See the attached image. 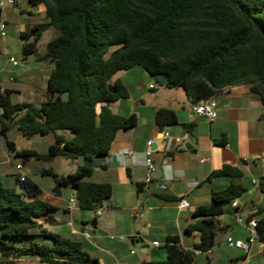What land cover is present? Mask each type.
Instances as JSON below:
<instances>
[{"label":"trees","instance_id":"16d2710c","mask_svg":"<svg viewBox=\"0 0 264 264\" xmlns=\"http://www.w3.org/2000/svg\"><path fill=\"white\" fill-rule=\"evenodd\" d=\"M30 2L45 5L48 21L20 34L22 53L52 66L48 96L40 105L13 103L12 92L0 91V133L7 148L24 161L82 158L84 163L73 174L59 175L52 169L42 172L54 180L55 195L72 189L81 210H97L112 197L110 183L85 179L103 167L117 134L138 124L135 114L126 118L112 109L114 103L130 97L120 80L110 90L109 82L116 73L139 66L152 77L164 76L166 87L182 89L192 105L212 99L225 87L249 85L264 108V0ZM49 30L57 35L38 55V42ZM154 122L163 130L177 125L179 119L174 110L160 108ZM12 128L25 139L52 134L54 143L45 155L17 151L8 139ZM193 128V123L186 125L190 133ZM64 131H69L71 138ZM211 176L232 182L213 193L210 205L193 213L195 221L185 232L198 233L200 243L187 250L178 236L167 237L166 259L142 264H194L195 251L214 249L225 206L241 198L246 189L237 182L243 177L239 169L224 166ZM16 185L19 191L0 181V264H19V260L30 258L38 264H103L80 242L43 229L38 219L49 217L57 208L40 199L38 183L29 178L21 182L16 177ZM258 191L264 194V177L258 182ZM250 217L257 219L262 235L264 208Z\"/></svg>","mask_w":264,"mask_h":264},{"label":"crops","instance_id":"0c3cea01","mask_svg":"<svg viewBox=\"0 0 264 264\" xmlns=\"http://www.w3.org/2000/svg\"><path fill=\"white\" fill-rule=\"evenodd\" d=\"M24 1L16 0L13 6L1 12L7 22V37L0 40V91L1 93L12 92L11 98L14 95L25 94L27 89L33 95H37L38 87H48L49 74L52 69L48 63L37 60L35 55L23 56L22 61H18L19 65L16 67L9 62V58L13 57L11 54L13 46L8 40L10 29L15 30L20 36L32 26L48 21L44 4L35 5L28 0L30 7L23 8ZM15 8H18L20 14L19 23L10 22V15L16 18ZM23 43L22 41L19 44L21 50ZM43 53L44 51L38 52V55ZM179 90L176 89V92ZM212 99L218 107L217 117L213 121L203 118L191 121L188 112L193 105L186 95L185 99L177 95L167 96L168 102L181 105L180 110L172 105L170 107L157 106L148 116L144 113L135 114L138 118L137 126L125 133L117 134L110 153L103 160V167L95 170L102 173L104 182L101 183L112 185V197L97 210L88 211L78 207L75 193L71 194L62 190L59 196L55 193L48 194L51 200L45 202L53 204L57 210L49 217L38 219L43 229L80 242L85 251L98 258L103 264H142L145 261L165 260L166 250L165 253L157 254L156 258L150 256L149 239L154 232L165 240L167 237L178 236L181 246L192 250L196 244L200 243L198 233L186 234L185 232L187 226L195 221L193 213L201 206L210 205L213 193L226 189L232 182L230 178L212 177L211 174L224 166L239 169L243 177L237 182L246 189L241 198H247L250 202L253 196L260 193L258 182L264 177V108L260 98L252 92L251 86L237 85L222 91ZM160 108L174 110L179 123L163 130L160 129L154 122L155 112ZM2 114L3 109L0 108V115ZM190 123L194 124L192 133L187 130L184 138H181L182 131L186 130V125ZM140 129L142 131L138 135ZM14 130L17 135L12 142L16 150H33L30 142H24L27 139L23 138L15 128L11 129V131ZM161 131L168 133L172 139L170 150L165 149L168 142L163 143ZM131 133L134 135L131 136ZM195 138L198 139L197 145H195ZM149 140L154 142L152 161L156 170L163 169V174L147 184L144 159ZM186 144H191L192 150H187ZM8 150L1 145L0 181L5 186L12 179L16 181L17 172L14 165L19 163H14L13 159L17 158L16 155L12 163L7 162ZM9 164L14 167L13 172L9 171ZM48 169L59 174L54 168ZM23 173L29 178L24 169ZM161 184L167 185L168 188L160 190L159 185ZM241 198L237 199L240 214L246 209L245 205H241ZM71 199L75 202L70 203ZM182 199L187 201L188 207L180 209L178 204ZM259 208H264V203L260 206H253L249 212H246V216L256 212ZM231 209L235 212L232 206ZM98 212L101 215H98ZM227 217L228 213L225 210L220 223L221 230L227 229L225 242L228 236L243 240L237 228L225 220ZM233 220L235 221V216ZM85 234H89L90 238L87 239ZM119 236H124L131 244L132 239L140 240L139 249L144 254L143 258L133 259L137 253L129 248V241L111 239V237ZM46 242V240H40V243ZM154 242L157 240H152V247L160 249L161 244L158 242L160 246L155 247ZM18 245L23 246L24 244L19 243ZM231 250H235L237 254L227 258V261L230 264H236L243 257V252L236 249ZM251 252L252 257L249 264L253 262L264 264V255L260 252L259 244H254ZM213 254L214 249L196 256L194 264H214ZM30 259L37 261L34 258ZM30 259H21L18 263L26 264Z\"/></svg>","mask_w":264,"mask_h":264},{"label":"rangeland","instance_id":"374dc122","mask_svg":"<svg viewBox=\"0 0 264 264\" xmlns=\"http://www.w3.org/2000/svg\"><path fill=\"white\" fill-rule=\"evenodd\" d=\"M23 8H29L28 0H25L22 5ZM14 15L16 18H14L13 15H10V22L12 23H19L20 18L19 17V11L18 8H15ZM28 18V17H26ZM25 18V19H26ZM24 20H22L23 22ZM39 21V20H38ZM57 35V32L55 30H49L45 32L41 38V40L38 42V52H43L45 50L46 45ZM8 40L12 44V56L15 57L18 61H22L23 59V53L22 50L19 47V44L23 41L20 36L18 35L15 30L10 29L8 32ZM120 80L123 82V84L127 87L130 97L128 99L120 100L113 105V110L115 113L120 112V114L126 118H129L131 114H137L140 115L141 113H144L146 116L149 115V113L156 108L157 106L162 107H170L171 105L177 108L178 110L181 109V105H178L174 102H168L167 96H181L185 99V92L180 89L176 92V90L170 89V88H159L154 77L149 75L145 70H143L141 67L137 66L129 71H120L116 73L113 78L109 82V88L113 91L114 89V83L115 81ZM38 93L37 95H33L32 92L27 89L25 94L23 95H14L12 97L13 102L17 103H23V102H31L36 105H40L48 96V87H38ZM165 93V94H164ZM169 127V126H168ZM129 130H123L120 131L122 133H125ZM142 130L140 129L138 132V135L140 134ZM63 134L67 138H71V133L69 131H64ZM17 132L10 131L8 132V139L10 141H14L16 138ZM129 135V134H128ZM134 135L131 133V136ZM27 141L30 142L32 145L33 151H37L39 154L45 155L48 153L49 146L54 143V136L52 134L46 135V136H40L36 135L33 136L31 139L24 140V142L27 143ZM1 145L3 147L7 148V144L5 139L2 137L0 133V149ZM14 160V163L19 162L23 164L25 172L28 174L29 179L34 180L36 183H39L41 188L43 189L40 199L43 201L51 200L50 197H48V194H54V187L55 183L54 180L44 175L42 172L43 170H46L48 168H54L58 170L60 175H68L73 174L77 171L78 167L81 166L84 161L82 158L78 160H66L64 158H58L53 163H45L41 161H37L35 159H31L29 161H24L23 158L17 157ZM8 166L9 171H14V167H12L11 164ZM259 180V177H258ZM85 181L88 182H95V183H101L104 182L102 173L94 172L91 177L86 178ZM7 186H14L18 189L19 187L16 185V181L14 179L11 180V182L6 183ZM66 190V192L73 194L74 191L70 188L63 189ZM68 196V195H67ZM241 205H245L246 209L243 213L241 211V216H246V212H249L253 206L256 205H262L264 203V195L261 193H257L255 196L252 197V201L250 202L247 200V198H241L240 199ZM225 210L228 213V217L225 219L227 222H230V225H234L238 232H240V237L243 240H246L248 237V233L245 232L240 226L235 224L234 216L235 212L232 211L230 204H227L225 206ZM53 213V212H52ZM234 221V222H233ZM131 233H133L132 228ZM226 230H219L218 237L216 239V243L214 246V254H213V262L214 264H230V262L227 261V258L230 256H234L237 254L235 250L228 249L224 242H225V236H226ZM157 232L153 233V236H150L149 239V249H150V256L153 258H156L157 254L165 253V239L161 237L160 235L156 234ZM132 236V235H131ZM155 239L157 242L161 244L160 249H154L152 247V240ZM36 242L38 241V238L35 239ZM127 241H129L127 239ZM129 248L131 250H134V252L137 253L136 256H134V260H140L143 258V255L140 251V249L133 246L130 241L128 242ZM26 264H38V261L35 260H28ZM251 264H257L256 262H253Z\"/></svg>","mask_w":264,"mask_h":264},{"label":"built area","instance_id":"2783aa9c","mask_svg":"<svg viewBox=\"0 0 264 264\" xmlns=\"http://www.w3.org/2000/svg\"><path fill=\"white\" fill-rule=\"evenodd\" d=\"M16 0H0V10L1 12L8 7H11L15 4ZM7 37V22L6 20L2 17L0 14V40H3ZM9 62L14 66H18L19 62L16 58L11 57L9 58ZM0 86H1V81H0ZM231 86L225 87L223 91L228 90ZM217 112H218V107L217 103L213 100L210 99L208 101H205L200 104L193 105L189 112H188V117L191 121L203 118L208 121H213L217 117ZM162 140L163 143H167L166 150H170L171 148V143L172 139L170 138L169 134L166 132L162 133ZM154 145L153 140H149L147 142V150L145 151V159H144V165L147 169L146 173V179L145 182L147 184H150L155 178H156V167L154 162L152 161V154L154 152L152 146ZM16 154L8 150L6 153V160L8 163H12V159L14 158ZM15 170L17 172V177L21 182L25 181L27 178L26 175L23 173L24 166L21 163L15 164L14 165ZM168 188L167 185L161 184L159 185L160 190H166ZM75 201L73 199L70 200V203H74ZM179 208L183 209L188 207V203L185 199H182L179 202ZM232 208L235 210V224L244 228L247 233L248 237L246 240H241V239H236L232 236H228L226 238V245L227 247L231 249H236L240 250L243 252V257L238 260L236 264H249V260L252 257V246L254 244H259V249L260 252L264 255V232L261 235L258 230V221L255 218H251V215H247L245 217L241 216L239 213V203L237 200L233 201L231 203ZM98 215H101L100 212H98ZM87 239L90 238L89 234L84 235ZM112 240L118 239L119 241H126L127 239L124 236H119V237H111ZM153 246L159 247L158 242H154ZM202 254L201 251H195V255L198 256Z\"/></svg>","mask_w":264,"mask_h":264},{"label":"water","instance_id":"95a60500","mask_svg":"<svg viewBox=\"0 0 264 264\" xmlns=\"http://www.w3.org/2000/svg\"><path fill=\"white\" fill-rule=\"evenodd\" d=\"M154 79H155V81H156V83H157L159 88L166 87V85H167V78L166 77H164V76H155ZM174 89L176 90L177 88H174ZM100 112H101V103H98V105H97V113L99 114ZM161 132L163 133L164 131H161ZM186 133H187V130H183L180 137L184 138V135ZM197 141H198V139L195 138V145H197ZM185 148L187 150H192L193 146L191 144H186ZM193 153H196V151H193ZM162 174H163V169L159 168L156 171V177L157 176H162ZM139 242H140V240H138V239H132V244L136 245V247L138 249L141 247V244Z\"/></svg>","mask_w":264,"mask_h":264}]
</instances>
